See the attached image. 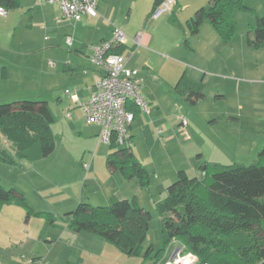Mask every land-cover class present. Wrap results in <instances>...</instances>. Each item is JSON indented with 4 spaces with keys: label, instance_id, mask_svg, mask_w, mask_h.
Returning <instances> with one entry per match:
<instances>
[{
    "label": "rangeland",
    "instance_id": "1",
    "mask_svg": "<svg viewBox=\"0 0 264 264\" xmlns=\"http://www.w3.org/2000/svg\"><path fill=\"white\" fill-rule=\"evenodd\" d=\"M153 1H101L100 31L95 26L77 27L45 0H21L17 8L0 15V104L47 102L55 119L56 139L54 153L41 161H22L14 169L0 164L2 187L21 193L30 206L4 207L8 209L0 221L8 216L14 229L13 237L0 235V254L10 256L9 260L2 259L4 263L28 264L36 259L42 264H122L119 260L126 256L125 260L135 264H167L181 244L176 240L166 244L158 203L177 181L178 172L201 179L208 165L250 166L259 160L264 150V46H256L251 40H255L258 18L264 15V0H244L252 11L234 12L232 45L209 53L215 62L220 61L222 75L206 77L205 99L197 105L181 99L174 87L188 67L193 77L203 79V74L199 76L188 65L205 64L197 51L200 41L209 35L202 31L194 37L186 22L210 0H178L175 13L183 29L170 24L171 11L156 19L147 18ZM147 19L154 39L150 50L169 58L154 59L164 67L158 73L144 71L140 65L137 69L144 80L141 94L147 96L153 83L159 93L157 98H148V110L160 120L147 121L141 109L134 124L131 149L146 172L142 180L127 178L109 167L110 154L125 148L100 143L95 128L86 123L83 110L71 103L65 90L80 92L91 87V74L99 70L87 56L79 55L77 47L90 55L89 46L103 35H113L115 28L134 40L135 35L143 34ZM127 28L134 36H129ZM69 38L73 46H68ZM135 43L139 54L148 53L142 44ZM78 65L82 67L79 70ZM205 65L210 67L207 61ZM3 68L9 70V80L2 78ZM155 75L160 81L152 78ZM69 107H74L72 118ZM183 118L188 121L186 127L181 125ZM121 199H136L152 216L138 256L126 255L102 236L76 231L65 221V215L80 203L109 207Z\"/></svg>",
    "mask_w": 264,
    "mask_h": 264
},
{
    "label": "trees",
    "instance_id": "2",
    "mask_svg": "<svg viewBox=\"0 0 264 264\" xmlns=\"http://www.w3.org/2000/svg\"><path fill=\"white\" fill-rule=\"evenodd\" d=\"M165 1L154 0L150 18ZM20 3L0 0V7L7 11ZM237 10L252 11L244 0H210L187 22V27L196 35L208 20L225 41H230L236 31L233 14ZM253 35L255 40L251 42L264 46V15L258 18ZM125 46L115 48L114 53L122 54ZM2 78L7 79L6 68ZM191 84L185 99L196 105L205 99V84ZM54 121L47 102L0 104V163L13 168L21 161L49 157L56 150ZM108 164L127 178H146L132 149L111 153ZM3 205L30 209L27 199L15 189L2 187L0 179V207ZM158 211L166 244L180 242L186 252L198 257L199 264H264V150L250 166L208 165L201 179L179 171L166 198L158 203ZM151 219L136 199L120 200L109 207L80 203L65 215L70 228L100 235L129 256L139 255Z\"/></svg>",
    "mask_w": 264,
    "mask_h": 264
},
{
    "label": "built area",
    "instance_id": "3",
    "mask_svg": "<svg viewBox=\"0 0 264 264\" xmlns=\"http://www.w3.org/2000/svg\"><path fill=\"white\" fill-rule=\"evenodd\" d=\"M101 0H45L49 5L59 6L64 17L74 23L81 22L85 17H97L98 6ZM175 0H167L152 16L158 18L164 12H170ZM0 15H6V11L0 7ZM135 42L141 44V36H137ZM129 37L119 28L113 29L111 40L103 41L91 46L90 62L104 71V74L96 82L94 92L87 100H82L76 91L66 89L65 94L70 101L84 112L88 125H99L101 130L98 136L100 143L131 149L134 139L131 135V126L135 120V114L130 106L148 110V102L141 94L144 84L141 72L129 67L130 59L118 53L114 49L128 43ZM68 46H73V40H67ZM182 126L188 125L187 119H181ZM87 167V166H86ZM0 264H6L0 260ZM22 264V263H18ZM28 264H42L39 261H31ZM167 264H199L198 257L186 252L180 247L175 252L172 260Z\"/></svg>",
    "mask_w": 264,
    "mask_h": 264
},
{
    "label": "crops",
    "instance_id": "4",
    "mask_svg": "<svg viewBox=\"0 0 264 264\" xmlns=\"http://www.w3.org/2000/svg\"><path fill=\"white\" fill-rule=\"evenodd\" d=\"M101 1L104 2L106 0H101ZM101 1L99 2V6H98V11L99 12H100V4H101ZM175 2H176L175 6L176 5L178 6L179 5V1L178 0H175ZM153 4H154V1H153ZM44 5H46V4H44ZM47 5H49V4H47ZM50 6L56 7L58 10H60V12L63 15V18L66 19L64 17V14H63V12H62V10L60 9L59 6H56V5H50ZM175 6L173 7L174 9H172L171 12H170L171 13V19L173 20V21L170 20V24H172L175 27H178V28H182L183 29L182 23H180V22L177 21L178 16L175 13ZM152 9H153V6H152ZM152 9H151V12H152ZM151 12L147 15V18H150ZM98 18H99V16H97L95 18H93V17H85L81 22L75 23V25H77V27H81V26L83 27L84 26L87 29L88 28H91L92 26H95L96 29L98 31H100L99 30L100 28L98 26V23H99ZM66 20H68V19H66ZM190 20H188V21H190ZM68 21H71V20H68ZM71 23H73V21H71ZM147 25H148V19H147V22H145L144 25H143V34L140 35L141 36V44H142V45H140V47L141 48H146L147 51H148V53L147 54H145V53L144 54H139L140 51H137V49H139V48L136 47L135 41L133 39H130L129 38V41L126 44L125 49H124L122 55H124L128 59H130L129 67L140 70V68L138 67L140 65V66H142L141 68L144 71H147V70H150L151 71L152 70L153 72L156 71L158 73V71L159 72L162 71V69L164 67H163V65L161 63L160 64L154 63L153 62L154 59L157 58V59H160L161 60V59H168L169 57L165 53H162L161 51L150 50V47H151L154 39H153V36L151 35V33L148 31ZM127 31L129 32V36H134V35H132V33L129 31L128 28H127ZM202 31H205L209 35V39H204V40L200 41V43L198 44L199 47H198V51L197 52L202 55V57H203L202 58L203 59L202 62H204L206 64V61H207L208 64L210 65V67L207 66V68H206V65L205 64L203 65L201 63L194 64V65H188L191 68H193V70L196 71V73H198L199 76H201L203 74V79L200 80V79H197V78L193 77L192 74H191V72H188L189 67H188V69L186 71H184L183 75L180 77V79H178L179 81H178V83L174 87L175 92L183 100H186L185 99V96H186L189 88H191V85H192L191 83H196L197 84V83L203 82L205 84L206 77H211V78L221 77V75H222L221 74V68H220V64L221 63H220V61H216L215 62L214 58L213 59L210 58L209 53L213 52V54H215L216 51L219 50L220 48L227 47L225 45H228V46L229 45H232L231 44L232 43L231 40L230 41H225L216 32V30L213 28V26L211 25V23H209V22L207 23V21H204V23L200 27V30H199L198 34L194 35V37L198 38L201 35V32ZM104 33L105 32H103V34ZM111 33H113V31H111ZM136 37H137V35L134 36V38H136ZM111 39H112V35L109 36V37L108 36L105 37L103 35V37H101L100 40L96 41L95 43H92L89 47L94 46V45H97V44H99V43H101L103 41L111 40ZM82 46L84 47L86 45L83 44ZM77 48H79V50H78L79 55H84V56H87V57L90 56V55H85L84 48H80V47H77ZM158 50H160V49H158ZM194 52H196V51H194ZM90 54H91V51H90ZM210 60L212 61V64L209 62ZM70 64L71 63L68 64V67H71ZM77 64L75 63V66H77ZM153 66H155V67H153ZM81 68H82L81 65L80 66L78 65V69L77 70H79ZM154 68H156V69H154ZM6 71H7V79L6 80H9L10 79V73H9V70L8 69H6ZM94 72L95 73L91 74V78H92L91 87H89L87 89L81 88V89H79L80 92L77 89H75V88L74 89L67 88V89L76 91L82 100H87L93 94V92H94V86H95L96 82L104 74V71L101 70V69H99L97 71H94ZM152 78L160 81V79L158 78V75H155ZM164 80L167 81L168 79L164 77ZM220 80L221 79H219V82L215 83V85L219 84L220 83ZM142 92H143V88H142ZM157 95H159V93H158V87L157 86H154V83H153L152 86H151V88H150V92L148 93V95L147 96L143 95L145 97L146 101L148 102V106L151 103L148 98H150V97L152 98V96H154L155 98H157ZM223 99H224V97H223ZM73 109H74V107L72 109H70V107H69V109H68L69 110V113H68L69 118H72L73 117V114H72V112H73L72 110ZM130 110L135 114V120H136L137 115L142 111L141 109L135 107L134 105H131L130 106ZM144 112H145L144 118L147 121H149V122H158L160 120L158 116H151V113H150L149 110L144 111ZM151 117H152V119H151ZM135 120H134V122H133V124H132V126L130 128L131 135H132L133 138H134L133 130H134V127H135L134 126ZM215 122L217 123V119L215 120ZM91 126H93L95 128L94 129L95 130L94 132H95V135L98 137L99 134H100V130H101L100 126L99 125H91ZM6 145H9V144L6 143ZM26 162H29V161H26ZM22 163H24V162L21 161L17 166H15V167H13L11 169H14V168L19 167L20 165H22ZM29 163H35V162H29ZM2 165H4V164H2ZM30 165H33V164H30ZM88 167H89V165H88ZM116 194H117V196H121V198H124L121 194H119V193H116ZM121 200H123V199H121ZM8 206H11V205H8ZM4 207H6V205H3V206L0 207L1 208L0 215H2V216H0V218L1 217L3 218L6 215L4 213V211H6V209H8V208H4ZM9 220H10L9 217L6 216L4 219H1V221H0V235L3 236V237H5V238H9V237H13L14 236V232H13L14 229L12 228V225L9 223ZM180 247H182V246H180ZM180 247L178 246V247H176L174 249V251L172 252V258L174 257L175 252L177 251V249H179ZM120 255H122V254H120ZM125 257L126 256H123L119 260V261L123 262L122 264H135L133 261H131V259L125 260ZM172 258H171V260H172ZM2 259L9 260L10 259V256L8 254H0V260L2 261ZM34 260H36V259H34ZM36 261H38V260H36ZM2 262H4V261H2ZM12 264H15V263H12ZM16 264H18V263H16ZM81 264H84V263H81ZM116 264H119V262L117 261Z\"/></svg>",
    "mask_w": 264,
    "mask_h": 264
},
{
    "label": "flooded vegetation",
    "instance_id": "5",
    "mask_svg": "<svg viewBox=\"0 0 264 264\" xmlns=\"http://www.w3.org/2000/svg\"><path fill=\"white\" fill-rule=\"evenodd\" d=\"M181 125H182V122H181Z\"/></svg>",
    "mask_w": 264,
    "mask_h": 264
}]
</instances>
